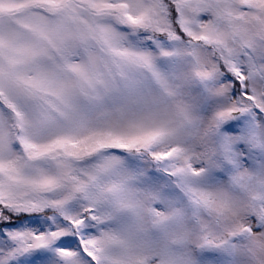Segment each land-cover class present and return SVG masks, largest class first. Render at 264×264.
<instances>
[{
  "label": "snow or ice",
  "instance_id": "6c2138e0",
  "mask_svg": "<svg viewBox=\"0 0 264 264\" xmlns=\"http://www.w3.org/2000/svg\"><path fill=\"white\" fill-rule=\"evenodd\" d=\"M0 264H264V0H0Z\"/></svg>",
  "mask_w": 264,
  "mask_h": 264
}]
</instances>
